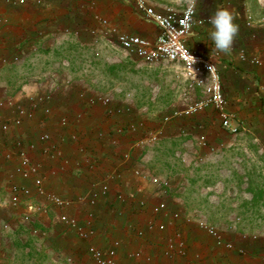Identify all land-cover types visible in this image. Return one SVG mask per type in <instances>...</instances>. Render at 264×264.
Instances as JSON below:
<instances>
[{"label":"crops","instance_id":"crops-1","mask_svg":"<svg viewBox=\"0 0 264 264\" xmlns=\"http://www.w3.org/2000/svg\"><path fill=\"white\" fill-rule=\"evenodd\" d=\"M170 1L155 0L153 6L161 11L166 8H173ZM53 2L57 3L58 1L54 0ZM91 3L94 4V0H91ZM102 3L101 1L97 5L99 11L101 14H108V11L105 10L106 5L102 6ZM183 6H178L175 9H182ZM217 6H226L232 10L235 13V22L239 25L233 46L227 54L216 52L207 35L210 27L208 25L209 13ZM47 9H42L38 13H34V11L23 12L20 24L14 22L8 26H0V58L5 55L10 58L8 62L16 63L17 61L11 57L20 50V54H24L22 62H28L26 58L30 57L32 50L39 47L27 39L28 35L33 31L46 34L56 30V27L50 28L49 21H47L50 14L55 16L56 7L55 10L48 7ZM127 11H129L128 8L123 6V10H117V16H113L110 21L124 32L148 38L156 36L158 33L157 26L145 19L142 14L138 15L140 20L138 24L128 25L124 23L122 18L127 15ZM7 14L10 19H15L13 12ZM247 17L251 18L248 24ZM186 45L189 49L214 60L227 99V107L235 115L240 127L236 133H230L220 126L218 118L213 120V124H210L209 118L206 117L208 114L204 112L192 116L171 117L168 121H163V116L169 115L175 109L174 107L159 114L153 120L155 126L149 127L148 131H161L160 142L170 139L172 143H175L177 136H185V139L181 140L180 148L173 150L165 158L169 167L163 173L165 176L168 175L166 177L172 183L171 188L181 184L180 176L185 175L188 171V169L179 171L176 165L179 161L184 163V167H189L192 163L195 165L202 163L212 158V155L215 154L214 151L227 144V141L230 143L233 139L235 141H231V143L241 142L243 133L251 134L254 140L264 142V66H255L239 59V54L242 51L264 58V0H199L196 6L195 23L187 36ZM176 65L180 68L178 64ZM49 73L57 72L43 71L35 77L32 75L31 78L28 77L32 81H24L18 89L7 93L13 95L14 99H22L23 103H25L26 98L36 97L42 91L45 92L46 89H48L47 94L49 93L53 97L48 104L49 114L44 113L43 107L39 106L32 116L24 118L19 127H13L4 134L3 143L0 144L1 201L4 202L9 198L11 194L10 184L13 182L19 185H31L30 181L23 180L13 174V167L17 164L18 158L13 157L11 160H6L4 152L6 150L16 151L15 142L17 140H21L24 145L33 142L36 147L29 151V154L33 160L41 163L42 173L46 178V186L65 196L76 199L79 195H87L89 184L92 181L102 180L110 173L111 192L108 202L102 200L96 207L92 208V224L97 229V237L92 241L96 244L106 246L112 238H120L123 248H134L140 245L153 254V264H264V237L254 240L248 235L243 239V233L237 230L235 225L236 221H239V217L234 215L229 216L231 232L229 234L224 233L227 238H231L234 242L232 250L216 247L212 239L198 229L193 220L187 221L184 218L177 223L176 227L185 239L188 251L186 257L165 258L162 255V245L158 244L161 240L160 234L157 232L153 233V249L147 241L136 240L130 231L132 232L137 226L142 225L148 217V212L141 211L137 206L140 198H147L153 203L159 199H164L170 210L179 207V204L176 203L181 201L176 198H173L176 202L170 200L171 196L167 191L166 193L162 190L158 192L157 188L144 180H139L132 172L135 167L153 173L156 171L157 168H153V149L149 151V148H153L159 141L152 146L132 149L131 158L126 162L121 157V152L130 149L131 143L147 131L148 123L145 122L137 134H119L117 132L118 127H123L129 122L126 115H110L112 118L108 115L107 118L103 114H99V116L96 115V118L88 117L89 110L97 112L100 106L93 105L90 107V105L85 104V106L79 107L76 103L79 101L77 98L81 91L79 89L70 90L73 92L72 97H76L75 103L67 102L68 100L63 97L64 92L61 93L56 87L53 88V92H50V86H47V82L44 81ZM192 88L201 96L200 88ZM3 91L7 92L0 89V93ZM5 110L6 112L0 116V124L4 119L14 114V110L7 108ZM63 114L70 120L67 128H63L59 124V119ZM190 117H193L195 121H190L191 124H188L187 121ZM134 121L138 124L141 120ZM215 124L216 126H213ZM175 126L182 127L179 133H176ZM195 130L199 132L198 136H205V145L200 144L197 135H190ZM210 130L228 133V137L220 134L209 135ZM41 131H46L52 135L61 152L59 156L50 158L41 155L39 151L41 144L37 139L38 133ZM71 132L78 135V142L70 140L69 134ZM189 135L192 139L196 138L198 143L197 141L195 143L200 145L196 150L193 146L194 141L190 139L191 137L188 138ZM171 188L167 190L169 191ZM115 190H120L127 196L126 202L119 203L112 200ZM88 210L86 204L78 207L76 213L82 221L87 220ZM23 212V206L12 208L7 204H2L0 207V220L8 225L0 238V264H7L5 263L6 260L12 259L18 253L19 246L24 249L28 248L30 243L25 240L26 237L37 235L41 238L48 231L49 233L50 231L54 232L55 249H66L70 246L71 238H64L66 231L57 222L54 213L49 212V216L33 214L30 219L24 220ZM182 212H193L196 217L205 218L202 211L198 209L182 207ZM157 219L167 222L168 226L170 224L167 217L158 216ZM206 221L209 222L207 219ZM174 228L170 225L167 232L171 233ZM57 242H60L59 245ZM239 248H242L243 252H239ZM86 259H88L87 255ZM128 263L132 264L131 262Z\"/></svg>","mask_w":264,"mask_h":264},{"label":"rangeland","instance_id":"rangeland-1","mask_svg":"<svg viewBox=\"0 0 264 264\" xmlns=\"http://www.w3.org/2000/svg\"><path fill=\"white\" fill-rule=\"evenodd\" d=\"M53 1L27 0L19 5L15 0H0V26H8L14 22L20 24L23 12L38 13L47 7L52 10L56 7L57 10L55 16L50 14L47 19L50 28L56 27L54 32L45 34L33 31L28 35L27 39L39 47L32 50L30 57L26 58L27 63L22 62L24 54H20V50L11 57L17 61L16 63L8 62L10 58L5 55L1 56L0 89L7 92L0 93V116L6 112V108L14 110L17 106L29 107L30 98H26L23 103L22 99H14L13 95L7 93L18 89L24 81H32L30 76L35 77L43 71L58 73H49L44 81L50 86V92H53L54 87L61 93L64 92L62 96L68 100L67 102L75 103L76 97H72L73 92L70 90L76 89L81 90L77 96L80 103L76 102L79 107L85 106L87 97L110 96L113 105L126 104L130 107V112L124 114L129 118L128 121L141 120L143 125L147 122V131L149 127L155 126L153 120L159 114L171 107L175 109L181 107L202 96V93L199 96V93L189 86L176 64H146L130 58L116 45L102 21L106 19L113 24L111 18L117 16V10H123L125 6L129 11L123 16L122 21L128 25L138 24L140 21L138 15L141 13L137 10L134 0H94V4L91 0H57V3ZM101 1L102 6L106 5L105 10L108 14H101L99 11L97 5ZM145 1L155 4V0ZM170 2L173 4L172 7L176 8L184 5L186 0ZM11 12L14 13L13 20L7 14ZM47 91L48 89L41 94H47ZM82 91L84 94L81 96ZM47 95L49 99L46 105L53 97L49 93ZM97 102L95 100L94 105L100 106L99 110L97 112L89 110L88 117L96 118V115L103 114L108 118L111 114ZM204 113L208 114L206 117L209 118V123L213 124V120L217 118L216 113L213 110ZM190 121L195 119L190 117L187 123L191 124ZM174 129L179 133L182 127L175 126ZM198 133L195 130L190 135L196 136ZM215 134L228 137V133H221L220 130L209 131V135ZM184 137L177 136L175 143L170 139L162 140L153 148H149V151L153 149V168H157L154 174L168 178L166 177L168 175L165 176L163 173L169 167L165 158L182 145L181 140H184ZM192 140L196 150L200 145L195 143L196 138ZM231 141L230 143L227 141V144L214 151L212 158L202 163L195 165L191 162L189 167H184V163L179 161L176 164L179 171L187 169L188 171L180 176L182 180L179 185L171 188L172 183L169 180L171 185L168 188L171 189L168 191L167 188L164 193L167 191L171 196L170 200L174 202L176 201L173 198L181 200L178 201L180 203H176L179 207L175 209L181 211L182 207L198 209L205 216L203 219L209 220L224 233L231 232L229 216H238L239 221H236L235 225L237 230L243 233V239L249 235L252 239L258 240L264 237V142L254 140L251 134L244 133L241 142ZM156 190L161 192L159 189ZM0 202L5 204L6 200ZM53 234L54 232L48 231L41 238L37 235L26 237L25 240L30 243L28 248L19 246L18 253L5 263L91 264L85 254L87 241L78 240L71 232L66 231L64 238H71L70 246L57 250L54 247L56 241ZM57 243L59 245L60 242Z\"/></svg>","mask_w":264,"mask_h":264},{"label":"built area","instance_id":"built-area-1","mask_svg":"<svg viewBox=\"0 0 264 264\" xmlns=\"http://www.w3.org/2000/svg\"><path fill=\"white\" fill-rule=\"evenodd\" d=\"M26 1L15 0V3L22 5ZM198 1L196 0V6ZM189 2L190 0H186L182 9L166 8L161 11L145 0H134L137 10L144 18L157 26L158 33L154 38L121 31L106 19L102 23L113 37L116 45L124 50L128 56L146 64H178L189 86L201 89L202 96L200 98L174 109L169 115L163 116V121H168L171 117L192 116L213 110L220 126L230 133H236L240 126L235 115L227 107V99L214 60L189 49L186 45V39L192 31L196 15L195 13L191 17L190 22L185 17L184 8ZM250 21L251 18L247 17V24ZM239 59L255 66H264V58L243 51L240 52ZM83 94L82 91L80 95ZM48 99L49 95L40 94L36 97H30L29 107L17 106L14 109V114L0 124V144L3 143L4 134L13 127H19L24 118L32 116L39 106L43 107L44 113L49 114L50 108L46 105ZM95 100L111 115L120 116L131 110L126 104L113 105L112 97L106 95L95 98L87 97L86 104L94 105ZM8 104L12 105L11 103ZM69 122L70 120L66 115L59 119V124L63 128H67ZM142 125V122L137 124L135 121H129L125 126L118 127L117 132L134 135L139 133ZM160 134L161 131L159 130L144 132L131 143L130 149L121 152V157L127 162L131 158L132 149L156 144L160 139ZM69 138L74 142L79 140L78 135L74 132L69 134ZM37 139L41 144L39 151L42 156L55 158L61 154L50 133L41 131L38 133ZM198 139L200 144H206L204 135H200ZM115 142L117 143L116 140ZM15 143L17 150H6L4 158L11 160L13 157H17L18 162L13 167V174L23 180L30 181L31 185H19L16 182L10 184L11 194L5 204L12 208L23 206L24 220L30 219L33 214L49 216V212L54 213L55 219L64 231L72 232L78 240L88 242L85 254L91 264H129L128 262L153 264V254L140 245L134 248H123L120 238H112L106 246H100L92 241L97 237V230L92 225V208L96 207L102 200L108 202L111 192L110 173L102 180L92 181L89 184L87 195H79L73 199L46 186V178L42 173L41 163L33 160L29 154V151L35 149V143L31 142L24 145L21 140H17ZM132 172L139 180H144L159 190L165 191L170 186L168 178L156 175L149 170L135 167ZM112 198L115 202L124 203L127 196L122 191L115 190ZM82 204H86L89 208L86 221H82L76 213ZM1 205L0 202V207ZM137 206L140 210L148 212V217L142 225L137 226L132 232L130 231L131 235L136 240L147 241L153 249V233L157 232L160 234L161 241L158 244L162 245V255L167 259L186 257L187 255L185 239L176 227L182 218L187 221L193 220L198 229L212 239L216 247L225 250L234 248L233 240L227 238L218 226L199 216L196 217L194 213H183L177 209L170 210L164 199H159L153 203L147 198H140ZM157 216L169 218V226L175 227L171 233L167 232L169 227L167 222L158 220ZM7 227V223L0 220V238ZM238 251L243 252V249L239 248Z\"/></svg>","mask_w":264,"mask_h":264},{"label":"clouds","instance_id":"clouds-1","mask_svg":"<svg viewBox=\"0 0 264 264\" xmlns=\"http://www.w3.org/2000/svg\"><path fill=\"white\" fill-rule=\"evenodd\" d=\"M196 13V0L190 2L184 8V15L191 21ZM208 38L213 49L218 53H229L235 37L239 31V25L235 22V13L226 6H217L208 16Z\"/></svg>","mask_w":264,"mask_h":264}]
</instances>
